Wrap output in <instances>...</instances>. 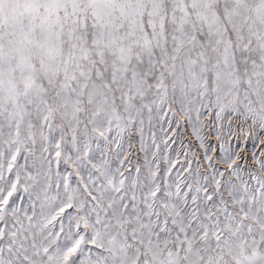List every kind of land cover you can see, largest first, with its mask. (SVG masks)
I'll use <instances>...</instances> for the list:
<instances>
[{
  "label": "snow or ice",
  "instance_id": "6c2138e0",
  "mask_svg": "<svg viewBox=\"0 0 264 264\" xmlns=\"http://www.w3.org/2000/svg\"><path fill=\"white\" fill-rule=\"evenodd\" d=\"M0 264H264V0H0Z\"/></svg>",
  "mask_w": 264,
  "mask_h": 264
}]
</instances>
